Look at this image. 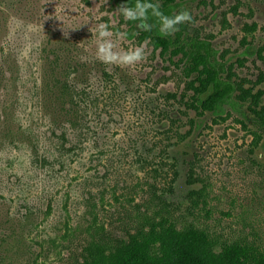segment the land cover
I'll return each mask as SVG.
<instances>
[{"label": "rangeland", "instance_id": "rangeland-1", "mask_svg": "<svg viewBox=\"0 0 264 264\" xmlns=\"http://www.w3.org/2000/svg\"><path fill=\"white\" fill-rule=\"evenodd\" d=\"M236 3L187 0L178 10L248 87L264 74V0H239L234 11ZM96 16L122 34L113 37L120 48L144 45L147 58L132 67L97 59ZM125 21L113 0H0V264H74L90 239L125 237L161 217L203 228L218 244L264 249V133L248 103L247 116L198 115L181 97L177 57L127 38ZM66 75L92 91L77 130L52 99ZM53 131H66L72 149L57 150ZM27 135L43 152L37 167L10 142ZM9 153L16 170L6 169Z\"/></svg>", "mask_w": 264, "mask_h": 264}, {"label": "trees", "instance_id": "trees-1", "mask_svg": "<svg viewBox=\"0 0 264 264\" xmlns=\"http://www.w3.org/2000/svg\"><path fill=\"white\" fill-rule=\"evenodd\" d=\"M185 1L187 0H151L152 3H158L160 10L166 15L179 12V5ZM113 2L118 7L123 4L131 7L135 5L136 0ZM238 5L239 0L233 6L234 11H237ZM125 22L127 28L124 33L127 38L135 37L138 42L147 41L153 50L159 49L161 54L168 55L170 61L177 57L174 63L181 66L184 79L181 97H187L185 105L188 108L195 110L198 115L210 112L225 119L231 110L247 116L243 105L248 103L249 119L264 133V89L254 91L256 84L264 80L263 73L257 82L245 87L244 83L248 80L245 78L235 80L233 76L236 74L232 71V66L226 64L223 54H219L210 39L198 32H191L187 23L181 24L174 34L165 36L160 33L158 19L151 11L147 21V24L153 25L150 30L138 20ZM256 28V22L245 23L242 27L245 32L243 41H246V35L253 33ZM257 52L262 57L261 49ZM108 74L105 72V77ZM55 83L57 90L52 92V99L61 104L58 108L64 110L66 115H72L73 120L68 121L77 130L83 124V113L87 108L86 105L81 106V103L92 100V91L88 92L83 87L78 88L75 82L69 80L68 75L65 78H57ZM65 101L68 103L67 109L63 108ZM17 102L22 108L25 107L22 100ZM261 132L253 131L256 134L254 137L256 141L262 137ZM66 133L53 131L60 140V145L56 146V149L63 150L62 153L72 149L71 146H64L69 141ZM10 142L16 145L14 148L18 149L20 154L29 158V165L37 167L41 163L43 152H40L36 145V137L29 138L27 135L20 140V144H14V140ZM16 156L9 153L5 158L8 164L7 171L9 167L15 170L19 167L18 157V167L10 165V157L15 159ZM2 168L0 163V171ZM74 264H264V249L245 240L218 244L203 228L193 224L178 227L171 218L161 217L159 220L147 219L143 225L125 237L110 238L103 235L90 239L82 247L80 259Z\"/></svg>", "mask_w": 264, "mask_h": 264}, {"label": "clouds", "instance_id": "clouds-1", "mask_svg": "<svg viewBox=\"0 0 264 264\" xmlns=\"http://www.w3.org/2000/svg\"><path fill=\"white\" fill-rule=\"evenodd\" d=\"M125 20L141 21L150 30L153 25L147 24L149 12L158 19L159 31L162 35H172L179 30L181 24L192 21L189 11L181 10L172 15H166L160 10L158 3H152L151 0H136L134 6L125 4L119 7ZM97 21L94 29H90L96 38V57L105 64H115L121 67H132L144 61L147 58V51L144 45L122 49L119 47L114 36L121 38L120 33H114L112 26L105 22L103 16H96ZM68 33H65L67 35Z\"/></svg>", "mask_w": 264, "mask_h": 264}]
</instances>
